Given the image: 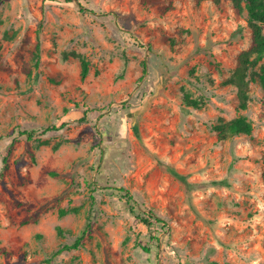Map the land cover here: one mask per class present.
<instances>
[{"label":"rangeland","instance_id":"obj_1","mask_svg":"<svg viewBox=\"0 0 264 264\" xmlns=\"http://www.w3.org/2000/svg\"><path fill=\"white\" fill-rule=\"evenodd\" d=\"M251 45L232 0H0V264H264Z\"/></svg>","mask_w":264,"mask_h":264},{"label":"trees","instance_id":"obj_2","mask_svg":"<svg viewBox=\"0 0 264 264\" xmlns=\"http://www.w3.org/2000/svg\"><path fill=\"white\" fill-rule=\"evenodd\" d=\"M144 3L155 2V3H163L165 4L167 0H142ZM235 3V8L238 11L242 10V4L247 11L248 22L252 28V45L250 49L244 52L241 55L240 64L237 71L238 80H242V75H244V70L246 69L245 64L249 60V56L253 55L254 60L259 61L264 57V34L261 31V25L264 24V0H232ZM38 49V45L36 47ZM88 64L86 61L81 60V76L85 77L87 74ZM260 83L264 89V66L261 67V71L259 74ZM185 101L192 105L193 107H199L198 101L189 98L186 96ZM231 133L241 134V133H249L251 131V125L246 121L244 117H238L232 120L228 126L226 127ZM220 131H223V127H218ZM28 132H22V134H26ZM223 132H220L222 134ZM29 137H31V134ZM117 191L123 193V196L127 199V201H133V196L125 189V188H116ZM137 218L140 222L146 226L148 229H151L154 223L160 224L162 227L166 226V222L156 216L152 211H141L140 214L137 215ZM81 238L79 237L71 246H64V249L67 248H76L80 243ZM51 260H48V263Z\"/></svg>","mask_w":264,"mask_h":264}]
</instances>
